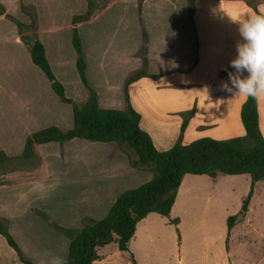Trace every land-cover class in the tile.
<instances>
[{
  "label": "crops",
  "instance_id": "crops-1",
  "mask_svg": "<svg viewBox=\"0 0 264 264\" xmlns=\"http://www.w3.org/2000/svg\"><path fill=\"white\" fill-rule=\"evenodd\" d=\"M136 1L112 0L90 19L76 25L86 54L88 80L98 93L100 106L126 108V82L144 68L146 60L150 76L132 81L128 91L132 106L141 115L140 125L151 135L157 149L165 151L172 147L179 138L186 113L192 110L194 114L184 131L185 144L202 137L228 139L243 136L245 128L241 110L246 99L234 95L235 90L232 93L225 91L222 84H230L229 73L235 71L230 61L237 56V44L243 42L239 25L231 17L248 10L256 11L258 7L243 0H195L191 18L188 0H141L139 9ZM206 2H213L215 6H205ZM79 9L70 14L66 35L62 34L64 28L61 25L44 27L39 16V37L66 93L68 83L76 76L78 82L81 80L76 67L77 53L72 44V18L80 13ZM6 17L0 13V25L5 24L0 30V55H4V50L17 51L24 54L26 61L5 68L3 74L0 72V91L7 94L8 91L18 92L17 86H20L29 95H34L37 102H43L47 95L58 98L55 93L56 96L48 94L49 86L35 68L17 26L8 24ZM86 30L88 37L83 33ZM144 30L148 35L145 55L142 53ZM11 38L15 42L13 46ZM68 66L72 72L67 74ZM36 72L41 78L40 86L32 75ZM116 102L119 105H113ZM258 106L264 135V101H258ZM39 115L35 116L33 125H41ZM42 118L45 120L44 116ZM68 118L70 121L71 112ZM59 121L65 120L59 118ZM194 134L200 136L195 138ZM191 138L195 139L189 141ZM57 143L58 146L44 143L36 147H59L58 158L65 165L63 169H55L53 174L47 169L46 177L31 178L28 172L22 171L12 174L10 182L0 184V216L8 220L9 230L24 256L36 264H40L41 259L50 262L56 256L66 258L70 239L34 213L33 208L45 210L60 225L80 229L84 218L105 217L120 193L153 177L151 171L134 168L128 156L120 154L115 144L110 143L113 146L99 148L98 154H88V178L78 179L70 165L74 154L66 153L65 142L62 144L65 156H61V144ZM104 149H107L106 153ZM148 172L152 173L151 176ZM204 175H184L170 217L175 213L180 220L186 218V213L179 208L184 194L196 184H202ZM130 184L137 185L126 187ZM43 188L52 194H47V198L29 200ZM72 188L75 193H71ZM77 188L80 194L76 193ZM207 198L209 205L211 199ZM170 217L149 213L138 222L129 242V251L121 250L118 242L112 241L97 248L99 258L93 264H133L132 257L137 264H236L231 248L226 244L232 232L228 228L229 217L228 236L224 227L217 237H208L195 230L176 236L168 224ZM45 253L49 255L44 256ZM0 264H24L1 233Z\"/></svg>",
  "mask_w": 264,
  "mask_h": 264
},
{
  "label": "trees",
  "instance_id": "trees-1",
  "mask_svg": "<svg viewBox=\"0 0 264 264\" xmlns=\"http://www.w3.org/2000/svg\"><path fill=\"white\" fill-rule=\"evenodd\" d=\"M92 1L84 13L75 14L72 44L77 53L76 67L89 96L83 103L67 97L63 83L54 73L46 54L44 43L39 37V21L32 4L21 2L20 8L27 21L11 16L0 3V13L10 18L19 31L21 40L29 48L32 62L38 66L51 83L52 90L65 103L72 104L73 126L63 130L50 125L32 132L25 141L23 152L11 156L0 149V165L15 158L30 159L36 155V145L49 142L63 144L75 138L90 141L114 143L116 148L126 153L130 164L137 169L148 170L153 177L132 189L120 193L107 215L101 219L84 218L83 227L74 229L55 222L40 208H33L53 228L70 239L68 264H93L99 258L97 248L117 241L119 248L129 251V242L135 234L138 222L151 212L169 216L177 197L178 189L185 174H206L217 178L221 174H249L252 186L244 198L240 211L228 218L231 228L246 217L254 193L255 183L264 180V135L260 128L258 101L247 98L241 110L245 134L228 139L212 137L198 138L188 144L183 142L184 131L194 110L186 113L178 140L171 148L160 151L156 148L151 135L141 125V115L132 106L128 85L141 77L150 76L144 68L134 73L127 81L125 94L127 107L124 109L103 108L99 104L97 91L91 86L87 76L86 54L77 23L86 21L94 15ZM195 0H188V11L193 18ZM257 10V9H256ZM148 41L144 30L142 53L146 54ZM156 77L154 75H151ZM178 222V219L175 220ZM0 233L3 234L24 264H36L24 256L22 249L9 230V222L0 216ZM133 264L135 262L134 257Z\"/></svg>",
  "mask_w": 264,
  "mask_h": 264
},
{
  "label": "rangeland",
  "instance_id": "rangeland-1",
  "mask_svg": "<svg viewBox=\"0 0 264 264\" xmlns=\"http://www.w3.org/2000/svg\"><path fill=\"white\" fill-rule=\"evenodd\" d=\"M91 1L92 9L95 13L112 0H0V3L11 16L22 19L23 21H27V19L21 12V2L32 4L36 9L37 15L39 13L38 21L40 16L41 23H43L44 27H47L48 24L61 25L64 28L62 34L66 35L67 31L65 28L70 23V14L79 8L80 13H84L88 9ZM243 1L254 7L264 4V0ZM135 5L139 9V6L142 5L141 0H137ZM205 6L215 5H213V2H206ZM131 8L134 9V7ZM6 22L10 25H15L8 17H6ZM4 25H0V30ZM83 33H86V37H88V30L83 31ZM11 42V46H13L15 42L12 38ZM29 52L28 56H30ZM24 61H26L24 54L18 53L17 51L11 52L4 50V55H0V72L3 74L6 71L5 68H10L12 65H21ZM34 66L45 78L49 86L47 89L48 94H54L51 89V84L44 73L36 65ZM66 72L67 74L69 72L71 73L72 68L70 66L66 67ZM32 75L35 78V82L40 86V76L37 75V72ZM77 78L76 76L74 81L72 80L68 83V91L65 93L67 97L72 98L77 103H83L89 96V90L83 85L81 80L78 82ZM17 91L11 93L8 91V94L5 92L6 95L4 91H0V149L7 151V148L11 153L9 154L7 152L9 155L17 156L23 152L26 138L30 135L29 133L50 125H57L63 130H68L72 127V104L65 103L59 97H52L51 95L44 97L43 102H37L35 101L36 97L31 94L29 95L24 88L17 86ZM86 94H88L87 97ZM118 100L120 101V99ZM113 105H119V102ZM115 108L119 109L118 106H115ZM42 110L44 113H42ZM70 112L71 119L69 121L68 115ZM42 114L45 120H42ZM36 115L41 116V125L32 124L35 122ZM59 118H63L65 121L60 122ZM25 120H27L26 123H24ZM194 136L197 138L200 134H194ZM194 136L192 135V137ZM195 138H191L189 141ZM49 143H54L58 146L57 142ZM105 146H113V144L90 141L83 138H75L69 142L67 141L66 153L74 154L73 156H75L74 160L70 162V165L75 170L78 179L88 178V154H98L96 151ZM58 148L53 145L40 147V149L36 147V155L34 157L30 159L15 158L0 165V184L10 182L12 174H19L22 171L24 173L28 172L31 178L46 177L47 169L52 171L51 174H53L55 169H63L65 165L60 163ZM61 151V156H65L64 150H62V144ZM106 151L107 149L103 150L105 153ZM120 154L126 153L121 152ZM148 173L151 176L152 173ZM204 178L205 180L201 182L202 184H196L190 192H185L184 194L183 202H181L179 208H182L186 213V218L180 220L175 216V213L171 217L169 215L170 219L168 218V224L174 235L180 236L181 233L195 230L208 237H217L225 227V233L228 236L227 218L240 211L243 200L250 192L252 186V178L246 173L237 175L221 174L216 179L204 175ZM133 185L137 184H130L126 187H135ZM71 190V193H75L74 188ZM76 190L77 194L81 193L78 188ZM48 191L47 188L40 189L29 200L43 199L44 196L47 198V194H52L51 191ZM30 192L33 191L30 190ZM37 194L39 196H35ZM207 197L211 199L209 205ZM52 217L55 218L56 216L52 215ZM176 219H178V222L175 221ZM231 229L232 232L226 244L231 248V256L235 263L264 264V180H259L255 183L254 193L246 217L237 222Z\"/></svg>",
  "mask_w": 264,
  "mask_h": 264
},
{
  "label": "clouds",
  "instance_id": "clouds-1",
  "mask_svg": "<svg viewBox=\"0 0 264 264\" xmlns=\"http://www.w3.org/2000/svg\"><path fill=\"white\" fill-rule=\"evenodd\" d=\"M231 19L238 23L243 42L237 44V56L230 61V66L235 69L229 73L230 84L224 82L222 88L229 93L235 90L234 95L239 94L245 99L264 101V5ZM40 264H68V261L56 256L50 262L41 259Z\"/></svg>",
  "mask_w": 264,
  "mask_h": 264
}]
</instances>
